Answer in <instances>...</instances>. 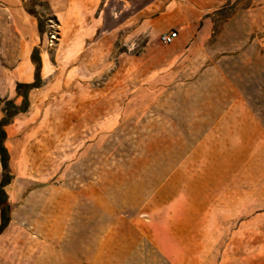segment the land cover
Returning <instances> with one entry per match:
<instances>
[{"label": "crops", "instance_id": "0c3cea01", "mask_svg": "<svg viewBox=\"0 0 264 264\" xmlns=\"http://www.w3.org/2000/svg\"><path fill=\"white\" fill-rule=\"evenodd\" d=\"M248 1L0 0L4 187L11 191L17 175L29 182L38 175L37 200L24 202L38 207L24 215L36 235L26 236L24 249L43 241L39 264H150L153 255L156 264H173L161 249H180L187 262L191 249L206 252L200 222L193 229L189 219L180 229L168 224L166 237L160 236L156 216L142 212L141 183L116 187L102 176L110 173L105 166L47 164L49 157H71L72 150L60 149L70 136L90 140L96 109L107 104L111 88H182L178 100L189 117L181 124L202 133L188 139L214 141L215 150L231 158V175H245L226 183L233 207L240 205L235 191L245 194L246 214L232 218V256L241 250L245 264H264V35L258 32L264 4ZM42 8L62 29L54 52L41 47ZM172 30L174 40L160 45L159 34ZM16 157L22 170L12 167ZM79 170L85 178L72 176ZM45 174L59 181L51 183ZM52 187L55 194L47 196ZM112 189L118 192L106 191ZM6 194L9 206L23 197L11 201ZM192 237L198 238L193 244Z\"/></svg>", "mask_w": 264, "mask_h": 264}, {"label": "rangeland", "instance_id": "374dc122", "mask_svg": "<svg viewBox=\"0 0 264 264\" xmlns=\"http://www.w3.org/2000/svg\"><path fill=\"white\" fill-rule=\"evenodd\" d=\"M247 3L263 5L264 0H249ZM41 11L45 22V40L41 47L54 52L62 29L55 15H51L45 8ZM262 27L258 30L260 35H264V24ZM51 35L55 38H51ZM50 39L53 40L51 45ZM135 48L136 43L127 46V50L131 52ZM111 89L109 96L103 99L107 104L96 109L94 126L90 127V140L81 142L78 139L72 140L73 137L70 136L60 149L72 150L71 157H49L47 164L74 165L80 168L95 166L96 170L99 166H105L110 168V173L102 176L112 185L117 184L116 187L118 183L126 184L128 188L136 185L142 187L141 183L144 188L142 212L148 217L156 216L154 222L159 226L162 237L165 236L168 224L180 229L183 221L189 219L193 229L200 222L206 231L205 254L202 250L191 249L187 262V255L179 252L180 249H161L173 264H245L242 251L238 255L235 250V255L232 256L231 249L232 218L237 214L240 217L246 214L242 212L241 206L245 194H241V190L235 191L236 196V192H239L240 205L233 207L232 191L226 184L232 178L241 181L245 175H231V158L216 151L214 141L195 140L202 137V133H193V127L181 124L185 115L189 117L183 111L182 102L178 100L180 94L177 90L182 88ZM1 99L0 95V115L4 105ZM189 131L192 133L189 134ZM190 137L195 139L189 140ZM12 164L15 170L23 169L18 157ZM26 169L29 170V166ZM5 171L0 163V181L5 180ZM57 176L44 175L51 183L59 181ZM72 176L81 179L86 174L79 170V174ZM102 176L96 174V177ZM31 177L32 182H29L28 176L24 180L23 175H17L11 181V191L10 187L3 186L6 193L10 192L11 201L18 194L23 197L16 205L10 206L13 210L12 221L0 230V264H39L38 248L43 241L35 243L37 249H24V244H28L26 236L36 235L31 224L24 221L27 213L38 212V207L24 206L26 199L34 201L38 198V183L33 182L38 175ZM218 181L224 183L223 188H213ZM106 191L118 192L117 189ZM55 192L54 188L46 191L47 196ZM193 239L194 237L190 238L192 244ZM172 240L169 237L167 243L173 244ZM239 245L245 246V238H239ZM156 261L157 257L153 255L150 264H156Z\"/></svg>", "mask_w": 264, "mask_h": 264}, {"label": "trees", "instance_id": "16d2710c", "mask_svg": "<svg viewBox=\"0 0 264 264\" xmlns=\"http://www.w3.org/2000/svg\"><path fill=\"white\" fill-rule=\"evenodd\" d=\"M4 118L0 119V161L2 167H6L8 152L6 147L2 144V138L4 137V130L1 127V123ZM9 175H5V180L0 181V230H2L8 223V213L10 211V206L6 202L7 194L3 189V186L8 182Z\"/></svg>", "mask_w": 264, "mask_h": 264}, {"label": "built area", "instance_id": "2783aa9c", "mask_svg": "<svg viewBox=\"0 0 264 264\" xmlns=\"http://www.w3.org/2000/svg\"><path fill=\"white\" fill-rule=\"evenodd\" d=\"M177 36V31L176 30H172L170 32H163L161 34H159L158 38H159V42L163 45H167L169 43H171L174 38ZM51 38H55L54 35H51ZM52 39L49 40V45L52 44Z\"/></svg>", "mask_w": 264, "mask_h": 264}]
</instances>
